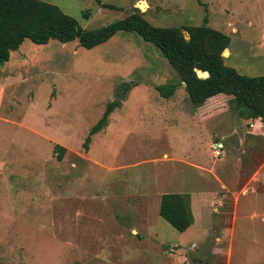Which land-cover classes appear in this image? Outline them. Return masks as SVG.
<instances>
[{
    "label": "rangeland",
    "instance_id": "obj_1",
    "mask_svg": "<svg viewBox=\"0 0 264 264\" xmlns=\"http://www.w3.org/2000/svg\"><path fill=\"white\" fill-rule=\"evenodd\" d=\"M39 1L83 30L134 10L182 34L206 26L229 38L223 65L264 76V0ZM166 85L169 98L155 89ZM239 114L228 95L190 104L164 57L133 32L90 49L24 41L0 64V264H264V186L253 184L264 178V126ZM164 193L189 194L184 232L158 216Z\"/></svg>",
    "mask_w": 264,
    "mask_h": 264
},
{
    "label": "trees",
    "instance_id": "obj_2",
    "mask_svg": "<svg viewBox=\"0 0 264 264\" xmlns=\"http://www.w3.org/2000/svg\"><path fill=\"white\" fill-rule=\"evenodd\" d=\"M187 39L177 28L154 27L137 10L105 26L83 30L76 21L63 14L56 6L39 0H0V64L24 41L46 45L51 41L64 44L76 41L78 46L90 49L112 37L116 32H133L150 42L160 52L182 84L187 100L200 104L216 95L231 97L234 107L243 119H255L264 126V76L249 77L223 65L221 53L227 48L228 36L206 26L186 27ZM196 72L205 78H199ZM132 85L121 83L114 92L102 116L89 129L82 147L87 150L90 136L105 124L107 115L119 107L120 101ZM164 98L172 96L174 85L157 86ZM56 158L64 149L53 146ZM158 216L176 232H184L193 219L182 194H161Z\"/></svg>",
    "mask_w": 264,
    "mask_h": 264
},
{
    "label": "crops",
    "instance_id": "obj_3",
    "mask_svg": "<svg viewBox=\"0 0 264 264\" xmlns=\"http://www.w3.org/2000/svg\"><path fill=\"white\" fill-rule=\"evenodd\" d=\"M181 87L183 88L182 84H181ZM244 120H249V119H244ZM258 124H259L260 126L263 127V125H262L261 123L258 122ZM257 180H261V181H257ZM257 180L255 181V183H253L254 185L264 186V178H263V179H257ZM164 194H167V193H164ZM176 194H182V195H184V197H185V202H186V204H188V207H189V210H190V213H191V209H190V197H189V194H188V193H176ZM245 196H247V195L239 196V202H240V203H242V202L240 201V198H241V197H245ZM257 196H262V197H264V194H257ZM158 202H159V199H158ZM191 216H192V219H193V215H192V213H191ZM263 217H264V215H261V219H262V220H264ZM193 222H194V219H193ZM193 222H192V224H193ZM192 224H191V225H192ZM189 227H190V226H189Z\"/></svg>",
    "mask_w": 264,
    "mask_h": 264
},
{
    "label": "built area",
    "instance_id": "obj_4",
    "mask_svg": "<svg viewBox=\"0 0 264 264\" xmlns=\"http://www.w3.org/2000/svg\"><path fill=\"white\" fill-rule=\"evenodd\" d=\"M223 152V147L221 144L218 143H213L211 146V153L212 155L217 158L218 156H220Z\"/></svg>",
    "mask_w": 264,
    "mask_h": 264
},
{
    "label": "water",
    "instance_id": "obj_5",
    "mask_svg": "<svg viewBox=\"0 0 264 264\" xmlns=\"http://www.w3.org/2000/svg\"><path fill=\"white\" fill-rule=\"evenodd\" d=\"M184 35V38L185 39H187V34L186 33H184L183 34ZM225 52H227L225 49L222 51V53H221V57H223V56H225ZM201 73V72H200ZM205 74V76L204 77H202V78H205L206 76H207V74L206 73H204ZM200 78V77H199Z\"/></svg>",
    "mask_w": 264,
    "mask_h": 264
},
{
    "label": "bare ground",
    "instance_id": "obj_6",
    "mask_svg": "<svg viewBox=\"0 0 264 264\" xmlns=\"http://www.w3.org/2000/svg\"><path fill=\"white\" fill-rule=\"evenodd\" d=\"M139 6V5H138ZM141 8L143 9L144 8V3L141 4ZM227 52H225V55H226Z\"/></svg>",
    "mask_w": 264,
    "mask_h": 264
}]
</instances>
